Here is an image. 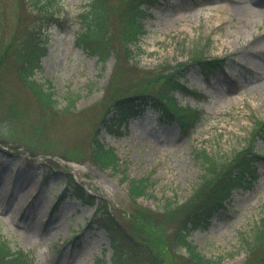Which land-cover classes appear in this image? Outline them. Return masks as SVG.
I'll use <instances>...</instances> for the list:
<instances>
[{
	"label": "rangeland",
	"instance_id": "rangeland-1",
	"mask_svg": "<svg viewBox=\"0 0 264 264\" xmlns=\"http://www.w3.org/2000/svg\"><path fill=\"white\" fill-rule=\"evenodd\" d=\"M88 1L53 0L52 21L30 0H0V54L10 48L0 65V235L28 253L17 263L110 264V235L94 217L105 198L111 214L104 216L135 260L126 264H200L182 243L185 231L211 264H264V238L255 234L264 218V137L253 141L264 121V59L247 52L263 42L264 0H152L140 6L138 28L131 0H108L105 61L76 39ZM41 27L34 77L55 92L56 107L17 71L19 47ZM194 50L226 63L205 71ZM176 77V101L205 113L192 132L161 122L152 109L119 124L115 99L167 98V80ZM98 140L115 148L117 168L99 157ZM252 144L258 155L245 179L215 193L220 203L207 219L189 221L201 182L221 183ZM72 177L95 193L94 204L74 197ZM133 181L145 186L140 196Z\"/></svg>",
	"mask_w": 264,
	"mask_h": 264
},
{
	"label": "trees",
	"instance_id": "trees-1",
	"mask_svg": "<svg viewBox=\"0 0 264 264\" xmlns=\"http://www.w3.org/2000/svg\"><path fill=\"white\" fill-rule=\"evenodd\" d=\"M30 1L36 4L41 11L46 9V11L50 12L44 17H50L52 21L58 18L59 14H56L55 11L49 7V5L53 3V0ZM152 2V0L130 1L129 10L130 12H133L130 17L131 19H133L134 24L137 25V28L139 26L138 23L140 22V12L142 13V11L140 10V6H142V4L149 5ZM108 13V0H89L80 13L82 27L76 35L78 43H81L89 51L97 53L99 59L103 61L107 59V56L109 54V51L102 43V40L108 33ZM135 30L136 29H134L133 34H131L132 40H129L126 45L128 55L133 54L135 49L133 47L137 45V43H139L140 37L143 35V28H141L138 32H136ZM41 31L44 32L43 27L35 29L33 33L34 37L30 35L27 36L26 40H24L25 44H22V46L19 47V52L17 54L19 65L17 71L20 77L29 83L30 87L33 89L36 95H38L42 100L46 101L49 105L56 107V103H58V100L55 96V92L34 77V70L36 67H38V59L40 56L37 53L38 43L36 36L42 37L43 33ZM9 50L10 48L8 46L6 50L2 54H0V65L4 62V59L9 53ZM191 55L195 56V63H198L205 70L224 66V64L226 63V60L224 58H208V56H205L201 50H194ZM167 84L172 85V87H167V94L171 93V96L167 98L154 96L153 94L149 93H137L115 99L112 103V110L114 112V117L119 120V124L123 121H127V119L131 115L140 112L146 106H152L156 111L160 113L159 117L161 119H166L169 121L176 120L180 124L181 129L184 132H192V130L195 129L198 124L204 120L205 113L190 106H183L179 104L178 101H176L171 91L176 88V90H182V88H180L179 80L177 77L170 80L169 82L167 80ZM72 101L74 102V99ZM69 107H71V105H69L68 108ZM6 133H10V130ZM263 137L264 121L260 122L259 125L256 126V129L253 131V141ZM95 143V149L97 150L99 157L105 158L109 156V159L107 161L109 163L108 165H112L113 167L117 168L120 160L117 153L115 152V149L113 147H107L100 140ZM241 152L237 157L234 158L233 167L230 169L229 173L222 178L221 183L211 184V182L209 183L210 179L207 176L205 180L201 182L202 184L200 186H202L201 190L204 195L203 197H201V200L196 206L195 210L190 214L191 219L189 221L197 219V222H201L203 221V219H207L208 216L212 214V211L217 208L220 203L218 202V200H216L217 197H214L215 193L219 190H225L229 188L232 185V182L236 180L245 179L244 175H246L247 172L251 171L250 165L252 164L255 156H257L258 154L257 150L254 149L253 144L249 149L244 150L242 154ZM206 158L208 165L211 164L210 167L208 166V171L209 169L212 171L215 167V163L209 160L210 157L208 156V153L206 154ZM74 181L75 180L72 177L69 183L73 187L71 191L74 197L80 199L83 204H94L96 195L89 193L83 184ZM132 183V189L137 193L138 196L145 192V186H142L141 182L133 181ZM66 191L67 188L61 190L59 197L64 196ZM100 202H102L103 204L102 209L104 208V213H94V217L96 218L97 216H99V218L97 219H101V222L98 223H100L110 235V241L113 250V258L111 259L110 264H126L135 261L127 253H123L121 239H118L116 237L115 230L113 229V219L104 216L105 213L111 214L108 210L109 206L107 200L105 198H101ZM255 234L257 238H264V218L256 226ZM182 237V243L186 248H188L189 253L193 259H195L200 264L212 263V260L210 258L205 257L190 241L186 239V231L183 232ZM27 254L28 253L22 249H13V247L10 245V242L6 240L4 236L0 235V264H19L17 263V260L24 258L25 256H27ZM149 264H157V260L153 258L149 261Z\"/></svg>",
	"mask_w": 264,
	"mask_h": 264
},
{
	"label": "bare ground",
	"instance_id": "bare-ground-1",
	"mask_svg": "<svg viewBox=\"0 0 264 264\" xmlns=\"http://www.w3.org/2000/svg\"><path fill=\"white\" fill-rule=\"evenodd\" d=\"M252 11H256V10H252ZM260 39H262V43H250L248 44L247 47V52L248 54L251 55H258L259 57H261L262 59H264V34L261 35Z\"/></svg>",
	"mask_w": 264,
	"mask_h": 264
}]
</instances>
